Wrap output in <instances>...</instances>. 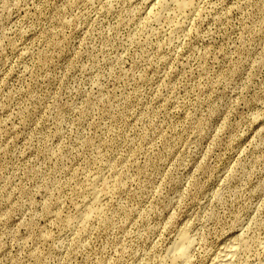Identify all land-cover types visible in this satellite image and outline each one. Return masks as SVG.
<instances>
[{
    "label": "rangeland",
    "instance_id": "1",
    "mask_svg": "<svg viewBox=\"0 0 264 264\" xmlns=\"http://www.w3.org/2000/svg\"><path fill=\"white\" fill-rule=\"evenodd\" d=\"M192 1L0 0V264H264V0Z\"/></svg>",
    "mask_w": 264,
    "mask_h": 264
},
{
    "label": "bare ground",
    "instance_id": "2",
    "mask_svg": "<svg viewBox=\"0 0 264 264\" xmlns=\"http://www.w3.org/2000/svg\"><path fill=\"white\" fill-rule=\"evenodd\" d=\"M192 0H157V2L160 4H158L159 6H160V11H166V10H169L170 9V4H173L174 6L176 5V9H179L178 11H180L181 13H182V15L183 14H190V12H193V11H190V10H188L191 6H195V4L194 5H192V2H191ZM194 3H195V1H194ZM154 4V3H153ZM155 6V5H154ZM173 7V6H172ZM171 7V8H172ZM195 7H197V6H195ZM156 8H157V6H156ZM155 8V9H156ZM169 8V9H168ZM192 8V7H191ZM171 10V9H170ZM190 11V12H187V13H185L186 11ZM154 11V10H153ZM173 11H175L174 9H173ZM177 11V10H176ZM178 11H177V13H178ZM195 11H196V9H195ZM155 12H159V11H155ZM171 12H172V10H171ZM170 12V13H171ZM153 14H154V12H152ZM151 13V14H152ZM160 13V12H159ZM158 13V16L159 17H156V18H162V19H164V17H160V14ZM177 13H172V14H175L174 16H176L177 15ZM152 14V15H153ZM164 14V13H163ZM166 14H169V12H167L166 11ZM180 14V13H179ZM178 14V15H179ZM187 14V15H188ZM177 15V16H178ZM182 15L180 14V17H182ZM187 15H185V16H187ZM161 16H163V15H161ZM165 16V15H164ZM173 16V17H174ZM184 15H183V17H185ZM191 17H192V14L190 15ZM190 16H188V18H190ZM167 17H169V16H167ZM172 17V18H173ZM166 18V17H165ZM170 18H171V16H170ZM170 18H169V21H170ZM176 19V18H175ZM179 19V18H178ZM184 19H186V18H184ZM184 19H183V21H184ZM187 21H188V19H186ZM164 21H165V19H164ZM175 21V20H174ZM176 21H179V20H176ZM182 21V20H181ZM160 22V21H159ZM173 22V21H172ZM164 23V22H163ZM170 23H171V21H170ZM170 23H168V24H170ZM177 23L178 22H176V24L175 25H177ZM181 22H179V24H180ZM174 24V23H173ZM185 24V23H184ZM183 26V25H182ZM179 27V26H178ZM174 29H176V27L174 26L173 27ZM181 28V27H180ZM180 28H177L178 29V31H179V29ZM183 28V27H182ZM176 29V30H177ZM185 29V28H184ZM181 30V29H180ZM174 31V30H173ZM182 31V30H181ZM172 32V31H171ZM103 182V181H102ZM108 183V181H105L104 180V184L103 183H101L102 184V188H101V190H102V192L104 193V194H106L107 192H109L108 191V189H107V187L109 186V185H106L105 183ZM99 183V182H98ZM111 183V182H110ZM95 184H96V181H95ZM112 184V183H111ZM110 184V185H111ZM113 185V184H112ZM114 186V185H113ZM97 187V186H96ZM96 187H93L94 189H92L91 190V192H92V199H91V201H88V203H86L87 205L84 207V212L82 213V215H80L79 216V218L81 217V219H82V221L85 223H88V220L93 216H95V217H98L97 215H99L100 216V214L102 213V208H101V204H100V202H101V191L100 190H98ZM100 187V186H99ZM98 187V188H99ZM96 188V189H95ZM109 188V187H108ZM111 188H109V190H110ZM107 190V192H105ZM90 192V193H91ZM108 194V193H107ZM104 196V195H103ZM105 198L107 197L106 195L104 196ZM103 197V198H104ZM104 198V199H105ZM88 199V198H87ZM84 201V200H83ZM86 202H87V200H86ZM105 202H106V200H105ZM85 203V202H84ZM102 203V202H101ZM103 207V206H102ZM81 210V209H80ZM104 210V209H103ZM80 213V212H79ZM103 214V213H102ZM106 214V213H105ZM94 217V218H95ZM78 218V219H79ZM100 218H101V216H100ZM80 219V220H81ZM92 219V218H91ZM77 220V219H76ZM75 220V221H76ZM77 222V221H76ZM78 224V223H77ZM81 224H82V222H81ZM88 225V224H87ZM82 226V225H81ZM84 226V225H83ZM86 226V225H85ZM84 228V227H83ZM85 229V228H84ZM83 230V229H82ZM81 231V230H80ZM179 233V234H178ZM177 234V241L175 242V246L173 247V248H171V247H169V248H171V249H168V251H169V253H168V255L170 254V256L173 258V259H176V260H181L182 262H184V261H186L187 259H190L189 257H191V254H190V250H192L193 248H192V246H194V242L191 244V237H189L190 235H189V233H188V231L186 230V229H182L180 232H178ZM174 244V243H173ZM238 244V243H237ZM236 244V242H233V241H230L229 242V240H228V242L226 243V244H224V247H222V249L215 255V257L212 259V261H210L211 263L210 264H237V260H238V258H237V256H238V253H239V247H238V245ZM192 248V249H191ZM167 252V251H166ZM189 254H190V256H189ZM169 259V258H168ZM164 260V259H163ZM191 260V259H190ZM188 263V262H187ZM177 264V263H176ZM181 264H186V263H181Z\"/></svg>",
    "mask_w": 264,
    "mask_h": 264
}]
</instances>
